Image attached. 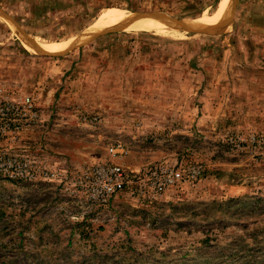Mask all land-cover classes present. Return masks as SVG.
<instances>
[{
	"label": "rangeland",
	"instance_id": "374dc122",
	"mask_svg": "<svg viewBox=\"0 0 264 264\" xmlns=\"http://www.w3.org/2000/svg\"><path fill=\"white\" fill-rule=\"evenodd\" d=\"M231 1L0 0V102L34 105L0 115V264H264V156L233 143L264 138V0ZM20 156L35 180L4 167ZM105 161L204 172L96 205L76 173Z\"/></svg>",
	"mask_w": 264,
	"mask_h": 264
},
{
	"label": "built area",
	"instance_id": "2783aa9c",
	"mask_svg": "<svg viewBox=\"0 0 264 264\" xmlns=\"http://www.w3.org/2000/svg\"><path fill=\"white\" fill-rule=\"evenodd\" d=\"M1 91V87H0ZM0 102V115L5 118L26 116L32 114L34 105L30 98L26 97L20 101ZM8 126V124H7ZM238 148L247 147L264 156V138L255 135L246 138L234 139ZM127 150L121 144L111 145L108 154L113 158L126 156ZM31 161L20 156L17 159L5 158L4 167L9 172H15L18 179L32 181L37 178L31 168ZM201 165L183 167L182 165L156 164L144 169H125L119 163L105 161L89 167L79 169L76 173L75 188L85 198L96 205H107L120 197L129 199H144L148 201L160 200L163 196L179 189L186 183L197 181L203 174ZM56 173L48 172L43 174L44 180L51 181Z\"/></svg>",
	"mask_w": 264,
	"mask_h": 264
},
{
	"label": "bare ground",
	"instance_id": "6f19581e",
	"mask_svg": "<svg viewBox=\"0 0 264 264\" xmlns=\"http://www.w3.org/2000/svg\"><path fill=\"white\" fill-rule=\"evenodd\" d=\"M233 1V0H232ZM231 1V2H232ZM228 4L224 5L223 8H221L217 14L211 18L208 22H200L199 24H193L192 25V28L193 29H207V30H214V29H221L223 27L224 24H226V18L228 16ZM108 16V15H107ZM120 16L119 14L117 13H114V14H111L109 17H107V20L106 21H103V22H98L99 24L98 25H101V26H108V25H111L113 23H116L114 22L116 19H118ZM126 18H129V17H125V20ZM123 20V19H122ZM121 20V21H122ZM120 21V23H121ZM145 21L144 18H131L129 19L128 21H124L121 23L120 27H128V28H134V27H137L138 25H140V23L142 24L143 22ZM220 21H222V25H219ZM97 25V24H96ZM114 25V24H113ZM117 25V24H116ZM119 26V24H118ZM109 27V26H108ZM150 28L152 29H160L161 28V25H150L149 26ZM190 28V27H189ZM106 29V28H105ZM95 30V29H94ZM108 30V29H106ZM105 31V30H104ZM33 53H36L38 50L34 49V48H29Z\"/></svg>",
	"mask_w": 264,
	"mask_h": 264
},
{
	"label": "water",
	"instance_id": "95a60500",
	"mask_svg": "<svg viewBox=\"0 0 264 264\" xmlns=\"http://www.w3.org/2000/svg\"><path fill=\"white\" fill-rule=\"evenodd\" d=\"M172 22H174V20L172 21ZM31 42V41H30ZM32 43V42H31Z\"/></svg>",
	"mask_w": 264,
	"mask_h": 264
},
{
	"label": "crops",
	"instance_id": "0c3cea01",
	"mask_svg": "<svg viewBox=\"0 0 264 264\" xmlns=\"http://www.w3.org/2000/svg\"><path fill=\"white\" fill-rule=\"evenodd\" d=\"M35 48V47H34Z\"/></svg>",
	"mask_w": 264,
	"mask_h": 264
}]
</instances>
